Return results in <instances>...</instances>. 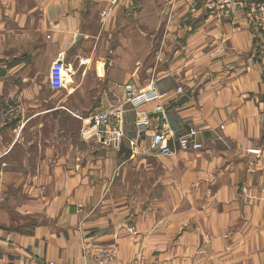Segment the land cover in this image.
Returning a JSON list of instances; mask_svg holds the SVG:
<instances>
[{"label":"crops","instance_id":"1","mask_svg":"<svg viewBox=\"0 0 264 264\" xmlns=\"http://www.w3.org/2000/svg\"><path fill=\"white\" fill-rule=\"evenodd\" d=\"M103 7L0 0V264H264V47L241 3ZM127 84L190 99L159 128L181 94L133 107ZM120 101L124 140L101 145L88 117ZM167 127L203 148L159 154Z\"/></svg>","mask_w":264,"mask_h":264},{"label":"built area","instance_id":"2","mask_svg":"<svg viewBox=\"0 0 264 264\" xmlns=\"http://www.w3.org/2000/svg\"><path fill=\"white\" fill-rule=\"evenodd\" d=\"M94 2L104 3V7L99 10L101 20H105L109 17L113 7L119 2V0H93ZM173 1V0H170ZM202 5L208 10H223L233 4L241 3L244 11V16L247 23L251 26L257 45L264 47V0H201ZM194 4H192V7ZM191 7V9H192ZM67 62H65L64 56L60 55L56 58L49 71H48V87L53 91H58L64 88L65 83V70ZM126 91L125 102L129 103L133 107H137L140 104L148 102V100L162 99L163 97L179 96L184 93V88L179 85L175 90V93L169 94L164 93L163 95L151 86L147 91H140L135 93L132 91V85L127 84L124 86ZM164 107L158 105L157 111H163ZM123 112L122 102H117L110 109H103L99 112L91 114L88 119L90 127L96 128L97 140L101 145L118 148L124 140L123 131ZM197 129L190 127L185 133L180 136L174 137L169 127L161 129L156 132L153 136L151 147L155 149L159 154L162 155H173L176 151L181 150H192L197 151L203 148V143L196 137ZM85 135H91L89 130L85 129ZM175 142V145H170L169 140ZM138 139L130 141V147L135 150ZM7 241L9 237L7 236ZM115 256L113 250L108 249L101 253L103 260H111ZM45 264H54L53 262H47ZM127 264H139L138 262H128Z\"/></svg>","mask_w":264,"mask_h":264},{"label":"water","instance_id":"3","mask_svg":"<svg viewBox=\"0 0 264 264\" xmlns=\"http://www.w3.org/2000/svg\"><path fill=\"white\" fill-rule=\"evenodd\" d=\"M189 96L187 94H181L177 99L171 101L169 104L165 105L163 111H154L153 115L156 116L158 118V122H159V128H161L162 125V121L164 118V113L174 109L175 107H178L179 105L187 102L189 100Z\"/></svg>","mask_w":264,"mask_h":264},{"label":"rangeland","instance_id":"4","mask_svg":"<svg viewBox=\"0 0 264 264\" xmlns=\"http://www.w3.org/2000/svg\"><path fill=\"white\" fill-rule=\"evenodd\" d=\"M50 93H51V94H53L54 92H53V93H52V92H50ZM55 96H57V94H56ZM50 122L52 123V121H50Z\"/></svg>","mask_w":264,"mask_h":264}]
</instances>
